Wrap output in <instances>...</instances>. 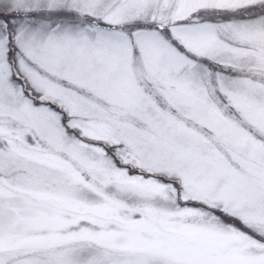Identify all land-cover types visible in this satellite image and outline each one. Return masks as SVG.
<instances>
[{
  "label": "snow or ice",
  "instance_id": "obj_1",
  "mask_svg": "<svg viewBox=\"0 0 264 264\" xmlns=\"http://www.w3.org/2000/svg\"><path fill=\"white\" fill-rule=\"evenodd\" d=\"M0 264H264V0H0Z\"/></svg>",
  "mask_w": 264,
  "mask_h": 264
}]
</instances>
